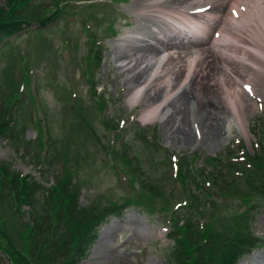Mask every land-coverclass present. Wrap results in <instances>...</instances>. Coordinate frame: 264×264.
I'll use <instances>...</instances> for the list:
<instances>
[{"label": "rangeland", "instance_id": "rangeland-1", "mask_svg": "<svg viewBox=\"0 0 264 264\" xmlns=\"http://www.w3.org/2000/svg\"><path fill=\"white\" fill-rule=\"evenodd\" d=\"M4 5L5 0H0V7ZM110 6L109 4L97 6L93 11L99 19L90 27V34H94L96 40L100 41L103 58L102 64L96 67V70L90 68L87 60L84 61L89 55L90 43L80 29L79 18L71 17L68 23L64 19L44 30L46 49L41 48L40 40L35 38L38 35L35 31L29 33L31 36L29 39L24 35L1 46V100L4 105H15L18 112L29 111L32 118L41 119L48 131L40 136V143L35 141L31 145L30 152H25L21 147L17 150L6 138L0 137V163L10 166L11 170L21 174L23 178L31 177L45 188L55 182L57 176L52 174L56 171L59 174L61 169L67 173L73 171L76 184L81 185L79 204L82 207L89 206L92 201L98 202L100 206H108L115 200L117 205L128 200L129 207L124 212L110 217L100 226L95 242L86 251V257L78 264H165L169 242L166 240L167 230L164 228L162 216L151 213L150 200L139 201L137 198L131 200L132 194H125L130 192V189L117 178L107 160L108 154L117 165L121 164L122 159H130V164L143 172L141 178L145 187L142 190L147 195L148 192L155 195L163 194L157 195V199L166 207H170L175 201L170 195L173 183L168 174L169 167L163 160L172 154L179 157L199 155V159L191 163L193 172L197 174L198 170L204 167L203 159L222 156L225 148L232 142L243 141L251 153V148L255 144L252 133L258 136L260 117L264 113V88L256 89L254 94L244 97V111L238 117V124L232 125L229 133L221 124L220 134L216 136V140L206 141L205 137L202 140L193 133L187 143L168 139L167 126L165 127L161 119L152 121L148 118V121H142L145 111L141 103L133 107L127 105L129 93L127 78L120 73L116 62L119 54L118 42L126 36L138 34L134 11L140 10L143 3L137 0H121L114 5L117 9H114L116 15L110 14ZM84 10L86 14L84 17H87L89 9ZM116 16L118 20L113 24L112 19ZM64 27L68 31L65 36L59 32ZM115 32V36L112 35ZM64 37L72 40L69 50H64ZM27 39L33 41L31 49ZM29 59L36 60L33 77L28 65ZM20 68L21 73L16 74L15 70ZM93 82L97 89L99 87L105 99L103 104H99L98 99L89 94ZM15 83L24 90L23 101L19 103L15 99L17 95ZM31 86L36 93L40 110L31 105ZM255 94L254 98L247 99ZM63 96L66 98L63 99ZM64 103L74 106L75 113H71ZM98 112L102 116L101 119ZM228 113V110L223 112L222 117ZM106 116L117 121L121 119L117 126L122 130L114 135L116 137V134L120 133L123 140L115 139V147L108 142L113 138V132L103 125ZM18 122H21L19 125L21 144L26 141L32 143L35 137L34 128L37 131L38 126L36 121L32 124L28 116H19ZM134 127L143 129L144 136L135 135ZM22 128L24 129L21 130ZM121 141H126L123 149L127 155L123 158L110 152L115 150L120 153L123 150ZM42 146L45 151L48 147L47 154L51 157L54 158L58 154L54 166L35 164L39 148ZM136 173V170L133 171V175ZM43 174L47 175L46 180L43 179ZM166 198H169L168 202ZM210 199L216 205L220 219H226L225 225L230 227L234 226L232 218L236 215V207L241 201L248 203L247 212L251 215L248 229L261 240V243L238 264H264V208L259 207L257 210L253 208L255 203H261L260 193L253 192L251 197L247 198L236 197L233 202L226 205L223 198L216 195V191ZM14 200L11 191L0 188V245L10 254L9 257H12V261L9 262L0 252V264H34L38 259L30 257L26 242L28 237L24 222L26 219L20 217L29 209L25 203L20 205L16 201L15 205ZM187 209H181L176 213L174 224L179 222L182 213ZM205 223L207 224V220ZM221 224L223 223L219 222V228Z\"/></svg>", "mask_w": 264, "mask_h": 264}, {"label": "trees", "instance_id": "trees-1", "mask_svg": "<svg viewBox=\"0 0 264 264\" xmlns=\"http://www.w3.org/2000/svg\"><path fill=\"white\" fill-rule=\"evenodd\" d=\"M50 1L54 7L53 11L49 10V0H5L4 7H0V41L22 31L31 23L44 24L54 20L71 0ZM61 4L65 5L60 6ZM98 55V61H101L100 54ZM92 92L94 94V91ZM1 99L0 88V136L5 137L18 150L21 145L19 139L21 122H18V117H30V113L26 110L24 113L23 111L18 112L15 105H4ZM100 101L103 103L104 99L100 98ZM103 125L114 128L116 122L106 117ZM134 129L135 135L144 136L143 129L138 127ZM258 131L263 140H259L260 148L254 155L246 157L245 164L248 163V168L238 169L237 163L222 160L219 156L215 159H206L208 163H205L196 174L192 170L188 156L180 159L179 178L184 185L188 209L185 208L187 211L182 213L181 220L179 219L177 232L181 233V237L168 248L165 264H238L241 258L261 243L248 229L251 215L247 209L232 218L234 226L230 227L225 225L226 219H220V214L214 215L217 207L210 199L216 191V195L221 196L225 204L229 199L251 197L253 192H256L260 193L261 201H263L264 125L262 123L259 124ZM38 133L43 134L40 126ZM37 142L40 143V137ZM30 144L28 141L22 144L25 152H30L32 147ZM121 146L123 149L125 144ZM124 152V149L120 153L114 150V154L120 156L119 158L127 155ZM229 154L230 150H227V155ZM56 159H58V154L54 158L47 154L45 165L54 166ZM121 161L128 165L131 162L130 159ZM38 162L40 161L36 158L35 164L37 165ZM233 170L240 173L247 172V174L245 176L238 174L240 178L231 177L234 176V172H231ZM230 172L231 175H229ZM58 174V171L52 174L57 178L51 186L45 188L31 177L23 178L19 173L11 170L10 166L0 163V188L13 193L15 205L18 201L20 205L25 203L28 206L29 210L23 212L20 217L26 219L24 221L28 231L26 242H28L30 257L38 259L34 264H78L86 257V251L95 242L100 225L110 215L119 213L120 207L113 203L100 206L98 202L92 201L89 206L82 207L79 204L81 185L76 184L75 173L73 171L67 173L63 170ZM142 175L143 172L140 171V176ZM46 176L42 175L44 180ZM204 180L211 182L209 189L204 186ZM139 186L141 189L145 187L143 178L139 179ZM148 195L150 203L153 198H158L157 195L163 196V194L155 195L149 192ZM165 200L168 202L169 198ZM125 202L127 203L128 200ZM209 202H211L210 205ZM204 203L208 204L209 209L205 208L202 212ZM240 203L248 204L246 201ZM259 207L264 208V204L255 203L253 205L255 210ZM199 214H204L205 218L207 216V224L199 225L195 219ZM219 222L223 223L220 228L218 227ZM4 230L7 231L5 228ZM0 252L8 257V261H12L10 254L1 245Z\"/></svg>", "mask_w": 264, "mask_h": 264}, {"label": "bare ground", "instance_id": "bare-ground-1", "mask_svg": "<svg viewBox=\"0 0 264 264\" xmlns=\"http://www.w3.org/2000/svg\"><path fill=\"white\" fill-rule=\"evenodd\" d=\"M137 1L138 37L122 38L116 57L127 105L161 119L170 140H216L264 88V0ZM228 4L236 17L224 15Z\"/></svg>", "mask_w": 264, "mask_h": 264}, {"label": "snow or ice", "instance_id": "snow-or-ice-1", "mask_svg": "<svg viewBox=\"0 0 264 264\" xmlns=\"http://www.w3.org/2000/svg\"><path fill=\"white\" fill-rule=\"evenodd\" d=\"M201 11H203V9H201Z\"/></svg>", "mask_w": 264, "mask_h": 264}]
</instances>
